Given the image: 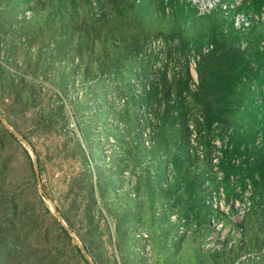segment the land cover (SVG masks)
I'll return each instance as SVG.
<instances>
[{
	"label": "rangeland",
	"instance_id": "obj_1",
	"mask_svg": "<svg viewBox=\"0 0 264 264\" xmlns=\"http://www.w3.org/2000/svg\"><path fill=\"white\" fill-rule=\"evenodd\" d=\"M0 264H264V0H0Z\"/></svg>",
	"mask_w": 264,
	"mask_h": 264
},
{
	"label": "water",
	"instance_id": "obj_2",
	"mask_svg": "<svg viewBox=\"0 0 264 264\" xmlns=\"http://www.w3.org/2000/svg\"><path fill=\"white\" fill-rule=\"evenodd\" d=\"M36 171H37V175L39 176L37 168H36ZM88 258H89V259H90V261L92 262V259H91V257H90V256H88Z\"/></svg>",
	"mask_w": 264,
	"mask_h": 264
}]
</instances>
